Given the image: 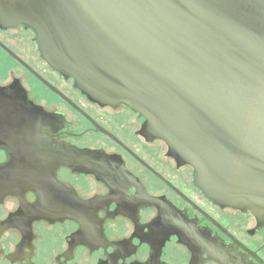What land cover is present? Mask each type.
I'll use <instances>...</instances> for the list:
<instances>
[{
	"label": "flooded vegetation",
	"instance_id": "1",
	"mask_svg": "<svg viewBox=\"0 0 264 264\" xmlns=\"http://www.w3.org/2000/svg\"><path fill=\"white\" fill-rule=\"evenodd\" d=\"M38 1L0 0V264H264L263 213L209 199L144 117L53 69Z\"/></svg>",
	"mask_w": 264,
	"mask_h": 264
},
{
	"label": "water",
	"instance_id": "2",
	"mask_svg": "<svg viewBox=\"0 0 264 264\" xmlns=\"http://www.w3.org/2000/svg\"><path fill=\"white\" fill-rule=\"evenodd\" d=\"M38 5L32 28L53 69L144 117L209 199L264 214V0Z\"/></svg>",
	"mask_w": 264,
	"mask_h": 264
}]
</instances>
